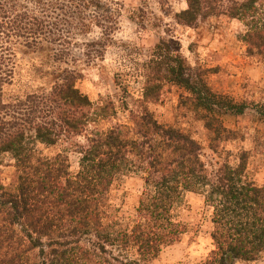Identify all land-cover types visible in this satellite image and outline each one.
I'll return each instance as SVG.
<instances>
[{
  "label": "trees",
  "instance_id": "obj_1",
  "mask_svg": "<svg viewBox=\"0 0 264 264\" xmlns=\"http://www.w3.org/2000/svg\"><path fill=\"white\" fill-rule=\"evenodd\" d=\"M179 22L227 16L243 24L241 41L264 56V0H184ZM113 0H0V156L15 171L0 185V264H151L179 242L188 223L179 216L188 192L202 194L212 210L214 249L205 264H259L264 258V184L249 175V153L224 143L236 138L225 124L249 104L211 86V69L194 67L168 42L147 65L139 110L129 123L88 133L115 117L114 101L93 102L81 90L82 66L105 58L119 29ZM36 60L48 86L6 97L18 57ZM178 87L180 105L210 132L217 157L206 161L201 144L180 127L161 123L149 109L165 86ZM86 136V143L75 140ZM71 140L47 157L37 146ZM70 151L79 155L71 170ZM142 180L131 217L110 210L114 184Z\"/></svg>",
  "mask_w": 264,
  "mask_h": 264
},
{
  "label": "rangeland",
  "instance_id": "obj_2",
  "mask_svg": "<svg viewBox=\"0 0 264 264\" xmlns=\"http://www.w3.org/2000/svg\"><path fill=\"white\" fill-rule=\"evenodd\" d=\"M121 8L119 29L105 58L82 66L83 79L79 86L95 103L112 100L118 113L109 120L91 124L88 133L107 129L130 121V111L142 104V87L147 65L161 42H168L194 67L211 69L208 73L213 89L249 104L247 114L236 119L227 117L226 126L236 138L225 142L226 150L234 155L240 150L249 153V175L264 184V56H251L240 39L243 24L227 16L201 18L195 25L179 22L177 13L187 8L184 0H113ZM36 60L18 57L13 81L5 87L6 97L48 86L49 79L36 71ZM181 90L164 87L161 99L149 103V109L161 122L182 128L203 147L206 161L217 159L210 148V132L196 115L180 105ZM86 143V136L75 138ZM63 137L56 145L39 144L40 155L52 157L71 146ZM79 155L70 151L71 170L77 171ZM214 158V159H213ZM15 167L9 155L0 156V185L12 182ZM142 191V180L133 174L117 181L109 195L110 210L119 217L135 213ZM180 218L188 223V232L179 242L162 249L151 264H205L214 249L212 210L202 194L188 192L179 210ZM264 264V258L259 261Z\"/></svg>",
  "mask_w": 264,
  "mask_h": 264
}]
</instances>
